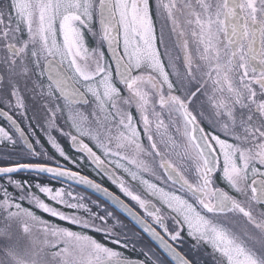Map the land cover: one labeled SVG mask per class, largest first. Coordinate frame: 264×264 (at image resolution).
I'll list each match as a JSON object with an SVG mask.
<instances>
[{
	"label": "snow or ice",
	"instance_id": "6c2138e0",
	"mask_svg": "<svg viewBox=\"0 0 264 264\" xmlns=\"http://www.w3.org/2000/svg\"><path fill=\"white\" fill-rule=\"evenodd\" d=\"M0 264H264V0H0Z\"/></svg>",
	"mask_w": 264,
	"mask_h": 264
},
{
	"label": "flooded vegetation",
	"instance_id": "af4514ba",
	"mask_svg": "<svg viewBox=\"0 0 264 264\" xmlns=\"http://www.w3.org/2000/svg\"><path fill=\"white\" fill-rule=\"evenodd\" d=\"M88 174H89L90 176L92 175L90 172H89ZM104 183H105L106 186L110 187L112 191H116V189L113 188L110 184H108L107 181H104ZM77 190L79 191L80 189H77ZM92 196H93V195H92ZM93 197H95V196H93ZM95 198H97V197H95ZM96 238L99 239L100 237L97 235ZM110 246H112V247H116V246H114V245H110ZM130 255L135 256V253H131Z\"/></svg>",
	"mask_w": 264,
	"mask_h": 264
},
{
	"label": "trees",
	"instance_id": "16d2710c",
	"mask_svg": "<svg viewBox=\"0 0 264 264\" xmlns=\"http://www.w3.org/2000/svg\"><path fill=\"white\" fill-rule=\"evenodd\" d=\"M85 194H86V195H90V194H88V193H86V192H85ZM91 196H92V195H91ZM92 199H96V198L92 196Z\"/></svg>",
	"mask_w": 264,
	"mask_h": 264
},
{
	"label": "water",
	"instance_id": "95a60500",
	"mask_svg": "<svg viewBox=\"0 0 264 264\" xmlns=\"http://www.w3.org/2000/svg\"><path fill=\"white\" fill-rule=\"evenodd\" d=\"M86 191V190H85ZM87 192H89V191H87ZM90 193V192H89ZM90 194H92V193H90ZM92 195H94V196H96L95 194H92Z\"/></svg>",
	"mask_w": 264,
	"mask_h": 264
}]
</instances>
